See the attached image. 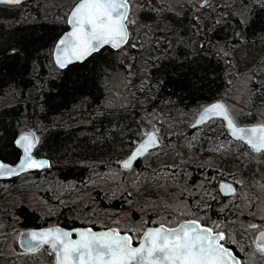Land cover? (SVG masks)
<instances>
[{"label":"trees","instance_id":"trees-1","mask_svg":"<svg viewBox=\"0 0 264 264\" xmlns=\"http://www.w3.org/2000/svg\"><path fill=\"white\" fill-rule=\"evenodd\" d=\"M75 2L0 4V98L11 100L0 107V159H19L15 140L26 128L38 136L34 154L50 160L48 168L3 181L8 186L0 187V239L4 223L14 218L20 229L50 223V218L64 225L78 223L82 211L69 206L54 215L42 200L53 201L61 188L72 185L87 189L92 178L103 176L109 193L96 189L91 200L113 210L133 205V219L143 213L150 217L154 202L165 201L162 208L170 205L160 191L168 186L171 193L173 185L181 183L196 188L181 199L202 223L220 220L230 228L234 217L246 212L262 215L264 224V153L233 140L221 119L197 128L190 123L195 105L225 101L237 84L249 95L241 123L257 122V110L264 107V3L231 0L208 12L196 9L191 0L179 9L155 6V11L145 3L137 18L145 31L135 33L129 25L135 48L105 46L61 69L53 48L68 29ZM117 71L129 76L131 100L125 108L109 109L108 81ZM155 120L160 148L123 169L120 161L149 129L145 125ZM219 139L239 148L219 156ZM199 157L204 162L198 164ZM241 173L252 184L247 191L251 200L228 209L231 197L220 193L218 180ZM22 178L30 181L22 183ZM159 195L162 201L153 200ZM131 234L136 242V234Z\"/></svg>","mask_w":264,"mask_h":264},{"label":"snow or ice","instance_id":"snow-or-ice-1","mask_svg":"<svg viewBox=\"0 0 264 264\" xmlns=\"http://www.w3.org/2000/svg\"><path fill=\"white\" fill-rule=\"evenodd\" d=\"M24 0H0L4 5H21ZM209 0H202L201 8L208 7ZM137 6L133 0H76L68 13L67 23L72 30L55 45V63L64 69L74 62H83L87 57L99 52L104 46L119 49L130 43L129 25L135 24L130 13ZM155 11V5H152ZM209 117H219L225 122L231 136L250 146L256 153H264V125L241 127L231 117L229 108L222 102L205 107L193 127L203 124ZM160 129L153 125L142 132L140 142L134 143L127 159L122 162L124 169H130L133 162L146 155L150 149H159ZM38 138L34 133H25L16 139V145L23 150V158L17 168L0 162V176L17 174L29 168H41L47 161H38L31 155ZM235 185L222 183L225 194L237 193ZM264 191V184L260 185ZM244 200H251L248 193L241 191ZM115 223L119 224V221ZM256 223L248 224V229H258ZM79 239L73 240V231L49 228L30 233V238L48 245L55 254L56 264H241V259L226 246L231 237L221 230L220 224L201 223L199 218L189 219L178 228H166L164 224L149 227L143 232L142 242L133 247V229L109 228L95 232L91 228L74 230ZM256 249L264 255V231H260L254 241ZM31 246V245H29Z\"/></svg>","mask_w":264,"mask_h":264},{"label":"rangeland","instance_id":"rangeland-1","mask_svg":"<svg viewBox=\"0 0 264 264\" xmlns=\"http://www.w3.org/2000/svg\"><path fill=\"white\" fill-rule=\"evenodd\" d=\"M186 0H133V3L137 6L135 9H133V12L130 13V16L132 19L136 20L135 24H132L130 26L134 27L136 32H143L145 31L144 27L143 29L140 27V23H138V12L140 8L145 3L152 4L157 6H164V7H170L173 9H179L181 8ZM231 3V0H209V6L201 8L200 4L202 3V0H191V3L194 5L196 9H200V11H211L212 9L221 8L222 5L227 2ZM262 1V0H259ZM222 13V11H220ZM218 14V13H217ZM220 15V14H219ZM128 82H129V76L121 73V72H115L111 79L108 81V101L107 106L109 109H120L125 108L130 104V92L128 89ZM228 105V108L231 112V114L234 116V118L241 122L240 117L243 114V111L247 110V105H249V95L247 93V90L240 84H237L229 90V92L223 97ZM248 99V100H247ZM11 100H6L3 98H0V107L10 104ZM203 107V104H197L192 109V117H190V123H192L197 116L200 109ZM256 119L257 122H264V107L259 108L256 113ZM153 125L156 126V120L153 122H149L145 125V127L151 128ZM26 128L22 129L21 131L25 130ZM160 133V132H159ZM38 137V136H37ZM234 140V139H233ZM220 141V150H216L215 153H217L219 156L221 154H227L229 150H237L239 146L232 143L230 140L223 141V139H219ZM214 150V148L212 149ZM205 153L206 151H202ZM158 152H155L156 154ZM214 153V152H212ZM211 154V153H210ZM255 154V153H254ZM251 154V157L259 156ZM196 155V153H195ZM196 156H193L191 162L195 159ZM198 164L204 162V158L199 157ZM123 175V174H122ZM223 179H227L225 177H221L218 182H220ZM22 183H28L30 181L29 178H22L20 179ZM92 184L88 186L87 189L83 188L79 185H72L68 186L67 188L63 189L56 193L53 196V201H45L44 199L42 201L43 205L52 210L53 214L55 215L60 211L62 208H66L69 206H73L74 210L76 211H82L83 215L81 216L82 220L86 222H94L98 223L99 225L104 226H116L119 228H122L123 230L126 229H133L134 234H136V238L139 239L140 236H138L139 232L142 231V229H147L150 226L165 223L167 225H174L182 220L185 219H191L195 218L194 212L190 210V207L188 205V202L181 199V196H184V193L186 195V198L188 195H193L196 192V188L186 184H179L175 183L173 185V190L167 192V187L165 186V189H162L160 192V195L167 196L168 202L167 207H163L162 205L165 203V201H162L163 199L161 196L153 197L154 199H157L156 201H162L160 203H153V210L154 213H151V216L148 217L149 213H143L140 214L137 218L133 219V214L131 213L133 205L128 206L127 209H118L113 210L110 208H102L97 205L98 202H95L94 200H91L92 193L96 189L102 188L103 191H106L107 194L109 193V185H108V179L107 177L103 176L100 178H92ZM229 180L236 182L240 181L241 185L237 186L238 190L237 193L231 197L229 202L226 204L228 209L234 208L235 206L242 204L243 198L241 197L240 193L241 191L247 193V191L252 187V184L247 180L244 173L239 174H233L231 177H229ZM6 182L0 181V187L8 186L6 184H3ZM211 183V182H210ZM105 185V186H104ZM108 185V186H107ZM218 185V183H217ZM52 189H49L51 191ZM113 196H115V193H111ZM169 194L176 195V198H171ZM72 195V196H71ZM110 196V195H109ZM69 197H72L71 199ZM177 199V200H176ZM165 200V199H164ZM236 204V205H235ZM240 207V206H239ZM241 208V207H240ZM58 209V211H56ZM146 211H149L146 209ZM229 211V210H228ZM199 216H205L203 214H198ZM10 219V217H9ZM55 218H50V222H54ZM116 221H119V224L115 223ZM214 224H220L221 230L225 231L226 234H228L231 237V241H233V244L237 247V249L243 254L246 261L250 264H264V255H262L260 252L257 251L256 245L254 243L256 235L259 231L264 230V224H263V217L262 215L253 214V213H246L241 212L238 216L234 217V220H232V226L230 228L222 221L218 220L217 222H213ZM250 223H256L260 225L261 227L258 229H248L247 226ZM5 226L3 228L2 232V238L0 239V248L3 246V252L4 255L0 258V264H52L48 261V258L45 256L44 253L40 254H24L21 251V248L18 244V234L20 232V228L16 222V218L11 219L4 223ZM4 240V242H3Z\"/></svg>","mask_w":264,"mask_h":264},{"label":"water","instance_id":"water-1","mask_svg":"<svg viewBox=\"0 0 264 264\" xmlns=\"http://www.w3.org/2000/svg\"><path fill=\"white\" fill-rule=\"evenodd\" d=\"M25 1H27V0H24V2H25ZM263 1H264V0H263ZM73 6H74V5H73ZM73 6H72V8H73ZM72 8H71V10H72ZM71 10H70V11H71ZM70 11H69V12H70ZM67 20H68V19H67ZM71 30H72V26H71L70 24H68V29H67L66 31H64V32L62 33V35L57 39L55 45L57 44V42H58V41H59L64 35H66L67 33H69ZM129 31H130V29H129ZM55 45H54V48H53V59H54V61H55ZM106 46H108V45H106ZM104 47H105V46H104ZM109 47H110V46H109ZM111 48H112V47H111ZM121 48H122V47H121ZM113 49L118 50V49H116V48H113ZM119 49H120V48H119ZM87 58H88V57H87ZM87 58H86V59H87ZM74 63H77V62H74ZM216 102H222V103L225 104V102H224L223 100H221V99H217V100H213V101L209 102L208 104H206L205 106H203V107L201 108V110L199 111V113L197 114L195 120L192 122V124H191V127H192V128H197V127H193V125L196 123V121H197V119L199 118V116L201 115L203 109H204L205 107H207V106L213 104V103H216ZM225 105H226V104H225ZM230 115H231V113H230ZM231 117H232V119H233V120H234L239 126H241V127H255V126H259V125H264V122H257V123H238V122L234 119V117H233L232 115H231ZM212 119H221V120H222V118H219V117H215V118H214V117H209L207 120H205V122H204L203 124L199 125L198 127L204 125L205 123H207L208 121H210V120H212ZM222 121H223V120H222ZM223 123H224V125H225V122H224V121H223ZM225 128H226L227 132L229 133V131H228V129H227L226 126H225ZM25 133H34L35 136L37 137V135H36V133H35V131H34L33 129H25V130L21 131V132L18 134V136L16 137V139H18L20 135L25 134ZM229 135H230V137H231L232 139L237 140V139H235L233 136H231L230 133H229ZM15 141H16V140H15ZM237 141H238V140H237ZM139 142H140V141H139ZM139 142H138V143H139ZM245 144H246V143H245ZM36 145H37V143H36ZM246 145H247V144H246ZM247 146L250 148L249 145H247ZM35 147H36V146H35ZM35 147L31 150V155H32V157H33L34 159L38 160V161H47V164H46L45 166H43V167H41V168H29V169H27V170L18 171L17 174H13V175H10V176H9V175H2V176H0V180H7V179H10V178L18 177L19 175H21V174H23V173H25V172H27V171H39V170H43V169H45V168L50 167V160H49L47 157H38V156H36V155L34 154ZM20 149H21V148H20ZM154 149H155V148H154ZM151 150H153V149H150V151H151ZM128 155H129V154H128ZM128 155L120 161V166H121V167H122V162H123L125 159H127ZM22 158H23V150L21 149V155H20L19 159H18L16 162H13V163H12V162H8V161L2 160V159H0V162L9 165V167L17 168V167L19 166L20 160H21ZM138 160H139V159H138ZM136 162H137V161L133 162L132 167L135 165ZM132 167H131V168H132ZM122 168H123V167H122ZM123 169H124V168H123ZM222 183H229V184H233V185H235V183L232 182V181H229V180H227V179H223V180H221V181L218 183L219 191H220V193H221L223 196H232V194H225V192L221 189L220 185H221ZM186 220H189V219H186ZM186 220L181 221L178 225H176V226H174V227H170V226H167V225H165V224H164V226H165L166 228H178L179 225H180L181 223H183L184 221H186ZM201 223H202V222H201ZM202 224H203V223H202ZM158 225H159V224H158ZM158 225H154V226H151V227H152V228H155V227H157ZM49 228H59V229L64 230V231H73V233H75L74 230H81V229H86V228H91V229H92L93 231H95V232H102V231H106V230L109 229V228H117V227H109V228L94 229V228L91 227V226H86V227H77V228H74V229H71V230L65 229V228L60 227V226H53V227H48V228H43V227H42V228H39V227L28 228V229L23 230V231L21 232V234L19 235V244H20V247H21L23 250H26V251L38 250L43 244H40V243H39V237H37L35 241H32L31 238H30V233H32V232H41V231H44V230L49 229ZM261 231H264V230H261ZM121 234H125V231H121ZM128 234H131V233H128ZM258 235H259V232H258V234L256 235V237H257ZM71 239H73V240L79 239V236L76 234V236H75V237L72 236ZM142 239H143V233H142V235L140 236V238H139L138 241H136V242L133 241V247H138L139 244L142 242ZM255 240H256V239H255ZM29 245H31V246H29ZM230 248H231V247H230ZM232 250H233V249H232ZM233 252L235 253L234 250H233ZM235 254H236V253H235ZM236 255H237V254H236ZM237 256H238V255H237ZM238 257H239V256H238ZM239 258H240V257H239ZM240 259H241V258H240ZM55 264H56V257H55ZM241 264H244V263L241 261Z\"/></svg>","mask_w":264,"mask_h":264},{"label":"flooded vegetation","instance_id":"flooded-vegetation-1","mask_svg":"<svg viewBox=\"0 0 264 264\" xmlns=\"http://www.w3.org/2000/svg\"><path fill=\"white\" fill-rule=\"evenodd\" d=\"M262 2L264 3V1L262 0ZM227 104V103H226ZM228 106V105H227ZM229 180V179H227ZM231 181V180H229ZM233 182V181H232ZM219 183V182H218ZM235 183V182H234ZM218 186V185H217ZM219 190V188H218ZM228 197V196H227ZM181 222V221H180ZM180 222L174 224V225H168L170 227H174L176 225H178ZM167 225V224H166ZM53 226H60V227H63L65 229H68V230H71V229H74V228H77V227H86V226H91L93 227L94 229H101V228H109L110 226H104V225H99L98 223H94V222H86L84 220H81V221H78V223H75V224H71V225H64L63 223H61L60 221H58L57 219L54 220V222H50V223H47V224H43L41 226H38L39 228H48V227H53ZM32 228H35V227H32ZM25 229H28V228H22L20 229V232L18 234V244H19V235L21 234V232ZM76 236V233H73V237ZM256 239V238H255ZM228 247H231L235 253L241 258V261L245 264H250L246 261V259L244 258L243 254H241V252L237 249V247L233 244V243H229L228 245H226ZM19 247H20V244H19ZM21 248V247H20ZM21 251L24 253V254H40V253H44L45 251V256L46 258H48V261L52 264H55V254L51 251V249L49 248L48 245H42L38 250H33V251H26V250H23L21 248Z\"/></svg>","mask_w":264,"mask_h":264},{"label":"bare ground","instance_id":"bare-ground-1","mask_svg":"<svg viewBox=\"0 0 264 264\" xmlns=\"http://www.w3.org/2000/svg\"><path fill=\"white\" fill-rule=\"evenodd\" d=\"M85 60H86V59H85ZM85 60H84V61H85Z\"/></svg>","mask_w":264,"mask_h":264}]
</instances>
